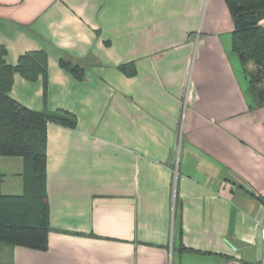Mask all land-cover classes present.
I'll return each instance as SVG.
<instances>
[{"label":"crops","instance_id":"1","mask_svg":"<svg viewBox=\"0 0 264 264\" xmlns=\"http://www.w3.org/2000/svg\"><path fill=\"white\" fill-rule=\"evenodd\" d=\"M234 28L225 0H0L6 62L48 65L47 82L15 72L10 95L77 119L48 126V249L3 244L0 264L250 263L264 107L249 109ZM0 169L2 193L23 194V157Z\"/></svg>","mask_w":264,"mask_h":264},{"label":"trees","instance_id":"2","mask_svg":"<svg viewBox=\"0 0 264 264\" xmlns=\"http://www.w3.org/2000/svg\"><path fill=\"white\" fill-rule=\"evenodd\" d=\"M225 1L235 27L232 50L238 55L248 81L247 100L249 109L254 111L264 107V26L261 24L264 0ZM6 55V48L0 46V155L23 157L24 193L4 195L1 191L4 174L0 169V243L46 251L53 229L47 192L48 126L55 122L76 127L77 119L66 110H32L12 98L15 72L29 80L43 75L47 82L48 65L43 52L26 53L17 66L9 65ZM251 63L253 70L249 68ZM61 65L78 80L84 79L85 70L79 64L63 59ZM251 194L264 205L261 194Z\"/></svg>","mask_w":264,"mask_h":264},{"label":"rangeland","instance_id":"3","mask_svg":"<svg viewBox=\"0 0 264 264\" xmlns=\"http://www.w3.org/2000/svg\"><path fill=\"white\" fill-rule=\"evenodd\" d=\"M251 69L253 70L254 66ZM0 245L3 244L0 243ZM262 248H263V241H262L261 249L257 245L249 246L248 250H246L247 254H244V260L253 264H260L262 259Z\"/></svg>","mask_w":264,"mask_h":264},{"label":"built area","instance_id":"4","mask_svg":"<svg viewBox=\"0 0 264 264\" xmlns=\"http://www.w3.org/2000/svg\"><path fill=\"white\" fill-rule=\"evenodd\" d=\"M262 241H263V248H262V259L260 264H264V229L262 233Z\"/></svg>","mask_w":264,"mask_h":264}]
</instances>
